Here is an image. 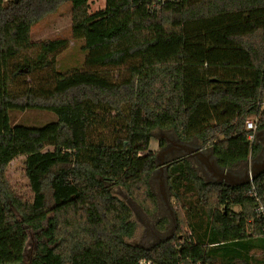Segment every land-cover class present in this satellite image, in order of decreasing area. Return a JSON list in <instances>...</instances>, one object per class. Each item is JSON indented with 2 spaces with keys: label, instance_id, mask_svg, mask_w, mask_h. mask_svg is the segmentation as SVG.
<instances>
[{
  "label": "trees",
  "instance_id": "trees-1",
  "mask_svg": "<svg viewBox=\"0 0 264 264\" xmlns=\"http://www.w3.org/2000/svg\"><path fill=\"white\" fill-rule=\"evenodd\" d=\"M89 1L0 0V264H23L25 228L38 233L27 264H264V171L231 187L167 163L174 233L149 248L125 241L130 211L108 191L157 210L155 130L198 140L229 171L256 157L245 122L264 130V0H105L92 14ZM64 3L84 53L71 74L56 63L67 40L29 35ZM121 68L117 81L95 72ZM28 110L56 120L10 125L8 112ZM18 157L28 197L7 178Z\"/></svg>",
  "mask_w": 264,
  "mask_h": 264
},
{
  "label": "rangeland",
  "instance_id": "rangeland-1",
  "mask_svg": "<svg viewBox=\"0 0 264 264\" xmlns=\"http://www.w3.org/2000/svg\"><path fill=\"white\" fill-rule=\"evenodd\" d=\"M104 7L105 0H90L88 4V12L92 14ZM70 25V3H64L55 14L45 17L43 20L32 26L29 34L30 39L33 42L52 39H65L69 42L68 48L59 53L56 57L57 70L62 74H71L74 71L83 70L82 63L84 60V53L81 51L82 42L72 40ZM95 72L99 76L112 81H117L126 75L124 68L96 69ZM8 117L10 125L20 124L27 127H40L56 120L53 113L42 110H28L24 112L12 111L8 112ZM151 136L152 138L150 140L148 151L153 154L159 152V149L161 150L162 147L166 146L170 141L175 140V136L171 130H155L152 132ZM260 137H262V135L259 137L256 135L253 140V142L259 147H261L258 139ZM159 141H163V146L158 145ZM190 143L189 154H195L197 151L204 155L211 154L210 149L203 146L198 140H192ZM259 153L260 151L255 158H251L245 165L233 167L230 171H236L238 172L237 175H241L245 169H250L253 164L258 162L257 159ZM193 158L194 157L190 156V160H187L194 167L198 176L205 181L213 182L214 180L208 176L204 167ZM176 159H178L177 154H171L165 158L164 163ZM23 160L24 157H18L10 163L7 171V178L15 193L28 197L29 190L26 178L23 174ZM160 176L161 179L159 180L158 178H160ZM160 184H162L161 186L163 189L160 188ZM149 186L157 201V210L150 215L144 213L143 210L132 201L124 189L115 186L108 187L109 193L122 200L130 211V222L132 223L133 231L129 237H125V241L129 244L143 248H149L174 233L173 216L170 213V211L173 213L174 202L171 199L166 184V169L162 171L160 175H158V173H156L155 176L151 175ZM166 204H168L169 207H167ZM24 233L26 235V249L23 264H27L35 250L38 233L29 228H25Z\"/></svg>",
  "mask_w": 264,
  "mask_h": 264
},
{
  "label": "water",
  "instance_id": "water-1",
  "mask_svg": "<svg viewBox=\"0 0 264 264\" xmlns=\"http://www.w3.org/2000/svg\"><path fill=\"white\" fill-rule=\"evenodd\" d=\"M164 153L165 152L161 153V156ZM193 156H195L197 158V160L200 162V164L203 165L205 170L214 179V181H213L214 183L224 184V185L231 186V187L249 184L260 173H262L264 171V158H263L262 161L253 164L250 167V169H245L244 172L241 175H234L228 169L219 168L216 165L215 159L211 156V154L204 155V154H202L201 152L198 151L195 154H193ZM155 166H158V164L155 163ZM166 168H167V164L162 166L161 168H159V170L162 172ZM154 174H153V176H154ZM158 179L160 180L161 176ZM161 185L162 184H160V186ZM160 188H162V186ZM166 206L169 207L168 204H166ZM170 213L173 216L172 218H173V222L175 224L174 215H173V213L171 211H170Z\"/></svg>",
  "mask_w": 264,
  "mask_h": 264
},
{
  "label": "flooded vegetation",
  "instance_id": "flooded-vegetation-1",
  "mask_svg": "<svg viewBox=\"0 0 264 264\" xmlns=\"http://www.w3.org/2000/svg\"><path fill=\"white\" fill-rule=\"evenodd\" d=\"M190 142H180L179 140H177L175 138V140L170 141V143H168L166 146L162 147L161 150L159 149V152H157L155 154V159H154L155 160V163H157L158 166H156V169L154 170V173L155 174L152 173V175L154 174V176H155L156 173H158V175L161 174V171L159 170V168H161L162 166H164V165L167 164V163H164L165 158L168 157V155H171V154H177L178 159L184 158V159L190 160V156H191V157H194L193 159H195L196 161H198L197 158L195 156H193V154H189V150H190L189 149V144H191ZM259 143L261 145V150H260V153H259L258 162L262 161L263 158H264V133H262V138L259 141ZM163 152H165V153L161 156V153H163ZM198 163L200 164L199 161H198ZM157 169H158V171H157ZM231 173L234 174V175H237L238 172H231ZM207 174H208V176L210 178H212L208 172H207Z\"/></svg>",
  "mask_w": 264,
  "mask_h": 264
},
{
  "label": "built area",
  "instance_id": "built-area-1",
  "mask_svg": "<svg viewBox=\"0 0 264 264\" xmlns=\"http://www.w3.org/2000/svg\"><path fill=\"white\" fill-rule=\"evenodd\" d=\"M160 1H162V0H160ZM258 120L257 119H250V120H247L246 122H245V129L247 130V131H249L250 132V134L248 135V140L252 143L253 142V140H254V134H255V132L257 131V129H258ZM251 183V182H250ZM253 189H251V191H250V193L249 194H253ZM255 212L257 213V214H262L263 213V209H262V207L259 205V206H257L255 209ZM138 264H151V262H148V261H144V260H141V261H139L138 262Z\"/></svg>",
  "mask_w": 264,
  "mask_h": 264
},
{
  "label": "crops",
  "instance_id": "crops-1",
  "mask_svg": "<svg viewBox=\"0 0 264 264\" xmlns=\"http://www.w3.org/2000/svg\"><path fill=\"white\" fill-rule=\"evenodd\" d=\"M257 132H258V131L255 132V134H254V138H255L256 135H257L258 137H259L260 135H262V133H264V130H261V131H259L258 133H257ZM261 132H262V133H261ZM256 133H257V134H256ZM261 138H262V137L258 138L259 141L261 140ZM258 158H259V155H258ZM257 161H258V159H257ZM250 255H252V256H254V257H261L262 253H261L260 251H251V252H250Z\"/></svg>",
  "mask_w": 264,
  "mask_h": 264
}]
</instances>
